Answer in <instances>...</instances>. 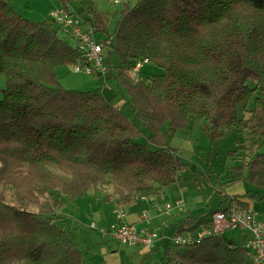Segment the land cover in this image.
<instances>
[{
    "label": "trees",
    "instance_id": "obj_1",
    "mask_svg": "<svg viewBox=\"0 0 264 264\" xmlns=\"http://www.w3.org/2000/svg\"><path fill=\"white\" fill-rule=\"evenodd\" d=\"M59 2L108 34L95 0ZM118 13L105 63L119 55L117 78L151 132L145 143L103 93L62 87L57 70L85 60L56 20H31L0 0V264H84L62 225L65 200L91 191L117 204L162 196L185 168L166 144V123L177 131L203 122L211 138L248 130L243 163L228 182L264 189V0H138ZM145 60L164 72L135 80L131 72ZM245 196L264 199L244 194L231 204L249 207ZM218 211L188 216L173 236L209 227ZM244 246L224 235L185 247L171 240L162 264H251Z\"/></svg>",
    "mask_w": 264,
    "mask_h": 264
},
{
    "label": "rangeland",
    "instance_id": "obj_2",
    "mask_svg": "<svg viewBox=\"0 0 264 264\" xmlns=\"http://www.w3.org/2000/svg\"><path fill=\"white\" fill-rule=\"evenodd\" d=\"M95 1L99 10L107 15L109 21L107 25L108 34L105 32L98 35L101 40L106 39L108 35L114 37L115 27L119 19L118 12L127 4L134 6L138 2V0H121V4H115L111 0ZM40 2L41 0L39 2L37 0H14L15 6L13 7L29 19L44 21L51 19L52 11L57 10V7L61 5L59 0H48V2L42 0V3ZM31 9L34 12L33 14ZM59 35L71 45H76L74 38L67 31L60 32ZM108 48L105 49L107 63ZM109 63L110 66H107L106 74L100 76L90 75L86 72L76 73L72 67H60L57 70L60 83L62 87L69 90L99 91L103 93L136 124L142 132L140 142L145 143L151 136V132L144 127L139 119L135 118L133 109L129 104L127 88L117 78L118 67L121 65L119 55L112 54ZM163 72L162 68L153 63H148L142 68L140 77L141 79H147L154 74ZM253 83V81L250 82V84ZM5 86L6 78L3 74H0V100L3 98L1 90ZM202 126L203 122L192 121L183 129L173 131L170 130L168 123L164 125V131L167 132L166 144L179 150V156L185 163V168L180 174L181 178L167 188L162 196L156 198L155 201L144 202L145 207L143 210L148 211L151 225L153 219L157 224L156 228L151 227V225H149V228L155 230L162 228L161 226H166L164 229L167 230L169 237L174 235L179 222L188 216L201 217L209 211L226 210L230 207L234 197H240L244 194H248V196L257 194L259 197H264V189L257 188L247 180L237 184L228 182L232 174V168L239 167L243 163L244 150L239 146L241 145L240 141L245 140L248 130L238 133L233 129L226 128L223 135L211 138L203 132ZM245 198V201L249 202L250 206L255 207L264 217V199L253 200L247 196ZM106 200L104 192L91 191L81 199H66L61 207L60 213L65 217L62 221L63 228L71 238L73 233L76 240L79 238L78 236L81 237L79 239L81 240L80 248H86L83 244L84 236L91 238L95 244H97V241L101 244L110 243L113 239L112 230L109 226L110 220H107L105 225L101 223L105 218L111 219L112 217H108V213L105 214L104 212L105 207H107ZM179 201L184 202L183 210L176 208ZM168 207L172 208L170 214L166 213ZM123 208L128 215L130 209L128 207ZM114 219V223H116V214ZM102 232H108V235L104 236ZM224 236L243 246L246 243L245 236H249V232L247 230L231 229L227 230ZM170 247L171 239L168 238L164 242H160L154 251L148 252L147 250L139 254L146 264H162L165 261V252ZM90 249V253H94L96 250L99 251V248L93 246ZM104 261L102 259L94 264H105Z\"/></svg>",
    "mask_w": 264,
    "mask_h": 264
},
{
    "label": "built area",
    "instance_id": "obj_3",
    "mask_svg": "<svg viewBox=\"0 0 264 264\" xmlns=\"http://www.w3.org/2000/svg\"><path fill=\"white\" fill-rule=\"evenodd\" d=\"M115 4H121V0H111ZM51 17L60 26L72 35L83 51L84 62L73 65L76 73L86 72L94 75L96 73L105 75L107 66L105 63V49L112 42V37L101 40L96 26L85 20L73 10L67 11L63 7L52 12ZM149 61H138L131 74L135 80L140 79V73L145 64ZM176 208L183 210L184 202L179 201ZM166 213H171L172 208L168 207ZM117 222L111 226L112 236L120 244L129 247L152 251L156 242L161 239L162 234L155 230L150 231L151 218L148 211H142L138 217V224L126 223L127 213L122 206L116 209ZM247 230L249 236H245V249L251 259V264H264V217L250 208H241L238 203H230V207L214 213L211 217L209 227H201L195 231H188L171 237L173 243L178 246H188L209 236L224 235L227 230ZM107 236V233H103Z\"/></svg>",
    "mask_w": 264,
    "mask_h": 264
},
{
    "label": "crops",
    "instance_id": "obj_4",
    "mask_svg": "<svg viewBox=\"0 0 264 264\" xmlns=\"http://www.w3.org/2000/svg\"><path fill=\"white\" fill-rule=\"evenodd\" d=\"M9 1L12 6H15L14 0H7ZM45 2H48V0H44ZM37 2H39V0H37ZM42 3V0L41 2ZM29 7V6H28ZM61 8V5H59L57 7V9ZM32 10V9H31ZM54 12V11H52ZM32 14L34 13L33 10L31 12ZM52 15V13H51ZM33 20V19H31ZM34 21H39L37 19H34ZM152 200H146L145 198H137L134 199L133 201L129 202V203H122V204H117L115 199H111V200H106L107 202V207H105L104 212L105 214L108 213V217L112 216L111 219H107L105 218L104 220L101 221L102 225L106 224L107 220H110V228L111 226L114 224L115 222V211L116 208L118 206H123V207H128L130 210L128 211V215L126 217V223L128 224H138L139 227L142 226L141 223H138V217L141 213V211L144 209L145 204L144 202H151ZM250 209L257 211L258 213H260L258 210H256L255 207L249 206ZM170 214V213H167ZM101 215V214H100ZM260 215L262 216V214L260 213ZM151 225V223H150ZM157 224H155V220L153 219V224L151 225V227L156 228ZM162 228H157L155 230L160 231V229H164L166 226H161ZM103 229V228H102ZM150 231H155L152 230L151 228H149ZM104 230V229H103ZM102 230V231H103ZM69 234V233H68ZM103 234V232H102ZM108 235V232H107ZM79 238H75L74 233H73V241L80 247L81 246V237L78 236ZM171 237L167 235H162L161 239H159L156 244H155V249L157 248V246L159 245L160 242H164L166 239H168ZM106 241V240H105ZM83 244L86 248H81L82 250H84V264H94L97 263L98 261L104 259L105 264H146V262L142 261V257L139 253L143 252V251H147L144 249H140L138 247H129V246H125L120 244L117 240H115L114 238L111 240L110 243H106V244H101L99 241H97V244L94 243V241L87 237L84 236L83 237ZM93 246L94 248H99V251L96 250V252L94 253H90L91 249L90 247ZM154 251V250H152ZM152 251H148V252H152ZM88 261V262H87Z\"/></svg>",
    "mask_w": 264,
    "mask_h": 264
}]
</instances>
